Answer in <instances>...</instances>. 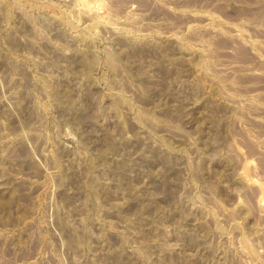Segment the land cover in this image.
I'll list each match as a JSON object with an SVG mask.
<instances>
[{"label": "rangeland", "instance_id": "374dc122", "mask_svg": "<svg viewBox=\"0 0 264 264\" xmlns=\"http://www.w3.org/2000/svg\"><path fill=\"white\" fill-rule=\"evenodd\" d=\"M0 264H264V0H0Z\"/></svg>", "mask_w": 264, "mask_h": 264}]
</instances>
